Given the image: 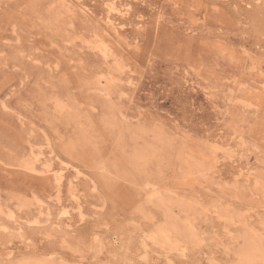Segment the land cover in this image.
<instances>
[{"label": "rangeland", "instance_id": "374dc122", "mask_svg": "<svg viewBox=\"0 0 264 264\" xmlns=\"http://www.w3.org/2000/svg\"><path fill=\"white\" fill-rule=\"evenodd\" d=\"M0 19V264H237L264 242V0H0Z\"/></svg>", "mask_w": 264, "mask_h": 264}, {"label": "bare ground", "instance_id": "6f19581e", "mask_svg": "<svg viewBox=\"0 0 264 264\" xmlns=\"http://www.w3.org/2000/svg\"><path fill=\"white\" fill-rule=\"evenodd\" d=\"M73 9V8H72ZM74 10V9H73ZM1 20V19H0ZM96 42V41H95ZM95 44V43H94ZM97 44V43H96ZM100 44V45H99ZM99 44H97V45H99L98 47H100V51L105 55V56H107V52H109V47L108 46H106V44L104 43V41H103V37H100V41H99ZM113 56H114V54H113ZM32 59H34V58H32ZM114 62V61H113ZM114 64V63H113ZM118 69H119V67H118ZM259 69V68H258ZM108 70V69H107ZM105 74V73H104ZM30 77V76H29ZM43 80V79H42ZM23 81V80H22ZM11 82V81H10ZM22 85V84H21ZM3 86V85H2ZM2 90V89H1ZM46 97V96H45ZM48 101H50V100H48ZM45 102V101H44ZM71 105V104H70ZM51 106H52V103H51ZM46 107V106H45ZM51 108V107H50ZM73 111V110H72ZM66 113V112H65ZM65 115V114H64ZM62 116H63V114H62ZM67 116V115H66ZM69 116V115H68ZM58 117V116H57ZM55 119V118H54ZM58 120V119H57ZM67 120V119H66ZM68 121V120H67ZM76 124V123H75ZM84 127V126H83ZM87 127H89V126H87ZM79 129V128H78ZM92 129V128H91ZM74 130V129H73ZM72 130V131H73ZM77 130V129H76ZM87 130H88V128H87ZM80 132H81V129H80ZM82 135V134H81ZM80 136V135H79ZM90 140V139H89ZM39 142V141H38ZM28 144V143H27ZM214 145V144H213ZM217 145V144H216ZM216 145H214L215 146V149H216ZM218 146V145H217ZM35 147V146H34ZM41 148V147H40ZM40 148H38L37 147V149H39L40 150ZM210 149V148H209ZM30 150H32V147H31V149ZM217 150H220L219 148H217ZM211 151V150H210ZM32 152V151H31ZM225 152V151H224ZM213 153V152H212ZM225 153H227V152H225ZM32 154V153H31ZM41 154V153H40ZM232 154V153H231ZM22 155V154H21ZM42 155H43V152H42ZM203 155V154H202ZM213 157L211 156V158H207V157H203L202 159H203V162L202 161H200V162H195V163H193V174H194V172H198L199 173V171H200V169H203L204 168V165H208L209 164V162H211V159H212ZM16 159V158H15ZM14 159V160H15ZM19 159V158H18ZM33 159V158H32ZM108 160V159H107ZM111 160H113V159H111ZM19 161V160H18ZM1 162V161H0ZM8 162H10V161H8ZM20 162H22L21 160H20ZM110 162H112V161H110ZM13 163V162H12ZM59 163H61V162H59ZM58 163V165H60ZM30 166V168H32L33 167V165H34V162L33 161H31V162H29L28 163ZM112 164V163H111ZM185 164V163H184ZM4 165H6V164H4ZM102 165H103V163H102ZM114 165V164H113ZM116 165V164H115ZM188 166V165H187ZM49 167H51L50 166V164H49ZM105 167V166H104ZM115 167V166H114ZM117 167V166H116ZM62 169V168H61ZM114 169V168H113ZM117 169V168H116ZM36 170V169H35ZM50 170V169H49ZM52 170V169H51ZM98 170H100V169H98ZM110 170V169H109ZM108 171V170H107ZM36 172V171H35ZM47 172V171H46ZM111 172V171H110ZM114 172H115V170H114ZM97 173V172H96ZM11 174V173H10ZM109 174V173H108ZM113 174V173H112ZM185 174V173H184ZM260 174H261V172H260ZM110 175V174H109ZM100 176V175H99ZM262 176V175H261ZM203 177H205V176H203ZM101 178V177H100ZM210 178V177H209ZM212 178V177H211ZM110 179V178H109ZM111 180V179H110ZM147 181V180H146ZM210 181H211V179H210ZM244 183V182H243ZM69 184V183H68ZM150 185H151V183H149ZM70 185V184H69ZM144 185V184H143ZM249 186V185H248ZM152 187V186H151ZM154 187V186H153ZM250 188V187H249ZM70 191V190H69ZM152 192V191H151ZM251 192V191H250ZM175 193V192H174ZM155 194H157L156 192H155ZM152 195H153V193H152ZM70 196H71V194H70ZM153 196H155V195H153ZM154 198V197H153ZM174 198V197H173ZM260 198H263V197H260ZM162 204V203H161ZM164 205V204H163ZM47 206V205H46ZM180 206V205H179ZM202 206V205H201ZM178 207V206H177ZM59 209V208H58ZM61 209V208H60ZM59 209V210H60ZM231 209V208H230ZM164 210H165V215L167 216L166 217V219H168V222L169 223H171L172 224V226H173V223H176V222H178L177 221V219L176 218H174V214H173V211H172V207L170 206V205H167V207H164ZM8 211V210H7ZM10 211H11V209H10ZM47 211V210H46ZM55 213H57V211L55 212ZM59 213V212H58ZM3 214V213H2ZM14 214V213H13ZM4 215H7V213H5ZM48 215V214H47ZM57 216V215H56ZM58 217V216H57ZM233 217V216H232ZM55 220V219H54ZM26 222V221H25ZM4 224V223H3ZM2 228V227H1ZM2 229H5V227L4 228H2ZM247 233V232H246ZM163 237H165L164 236V234H161ZM193 235H196V233H194L193 232ZM217 238V237H216ZM238 254L240 255V256H243L245 259L244 260H240V261H238L237 262V264H264V242L262 241V240H260L259 238H257V237H253V236H251L250 234H248V235H246L245 237H243V246L241 247V249L239 250V252H238ZM41 259V258H40ZM21 264H54L53 262H48V261H32V262H23V263H21Z\"/></svg>", "mask_w": 264, "mask_h": 264}]
</instances>
